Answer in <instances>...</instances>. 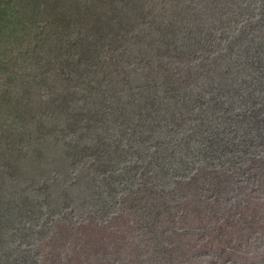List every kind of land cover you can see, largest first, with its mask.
Here are the masks:
<instances>
[{
	"label": "trees",
	"instance_id": "obj_1",
	"mask_svg": "<svg viewBox=\"0 0 264 264\" xmlns=\"http://www.w3.org/2000/svg\"><path fill=\"white\" fill-rule=\"evenodd\" d=\"M222 3L0 0V264H217L264 248V104L233 109L245 84L218 36H180L186 10L223 31ZM209 92L245 132L210 129Z\"/></svg>",
	"mask_w": 264,
	"mask_h": 264
},
{
	"label": "rangeland",
	"instance_id": "obj_2",
	"mask_svg": "<svg viewBox=\"0 0 264 264\" xmlns=\"http://www.w3.org/2000/svg\"><path fill=\"white\" fill-rule=\"evenodd\" d=\"M222 2L221 15L216 16L219 17L217 20L221 21L223 31L218 28L217 30L210 31L209 27L213 23V20H215L213 15H210V17L206 16L207 25L206 27H203L202 31H199L195 16L193 13H190L189 10H186L185 15L183 16V18L186 19V28L180 36L183 37L188 35V33H190L189 31L196 32L193 35L194 38L197 37L196 40L199 38L203 39L204 35H209L210 39L211 36H218L216 40V47H220V49L226 51L227 54H230L233 62L237 64V66L235 65L236 67L232 66L236 72L238 70L237 74L240 76V80L235 83L239 82V85L245 84L242 88H240L236 97H233L236 91L231 93V98H235L234 101L231 102L233 105L232 107H234L233 109L236 112L249 113L254 107L259 109V105L260 107H263L264 104V0H222ZM159 29L160 28H155L152 32L154 40H157L158 36L161 35ZM172 37V39H177L178 41L181 40V37L177 35H173ZM144 40L148 43L147 31L144 33ZM221 42L228 44V46L232 49V53H228L226 46ZM217 76L219 78V74H217ZM235 86L236 85H234L233 88H235ZM221 97L222 94L219 96H213L209 92L206 99L207 104H205L204 109L198 113H205L202 117L210 121V129L214 132L218 130L219 125L222 127L221 132H245V126L240 125V121H236V123L233 124V121L230 120L232 115L231 111H229V108H231L230 103H228L229 118H227L228 113L220 112L221 107L219 108V103L222 102ZM233 109L231 108V110ZM234 110L232 111L233 114ZM185 112H187V110H185ZM192 115L195 118L196 116L198 117L195 112H192ZM220 118L223 120L222 124V120ZM192 123L193 125H196V123ZM178 128L179 131L185 132L180 135L181 138H184L192 133V129L188 131V127L184 124V122H182ZM157 129L159 128L157 127ZM203 150L208 152L205 148H203ZM200 153L201 152H199L198 149H195L193 154H195L196 157H189L188 160H190V162L185 160L182 155H180V158L178 156L177 160L180 161L179 159H181L183 168L173 172L172 175L177 179H185L186 177L191 176L194 170H192L193 162L202 160L201 157L197 156L200 155ZM62 179L65 180L66 178L63 176ZM41 180L44 181L45 177L41 178ZM123 184H125V182ZM105 196L106 199L112 203L115 202L114 199H118V195L112 198V195L110 196L106 193ZM102 202H104V200ZM116 209H118V207ZM115 214L116 213H109V215L114 217ZM78 217L79 215L75 216V218ZM28 223L29 227H31L32 223L29 221ZM22 224L26 226L25 223ZM21 231L22 230H20V232ZM243 258L244 259H239L236 257V261L234 262H236V264H246L247 262V264H264V248L259 253L253 252L251 255L243 256ZM234 262L231 261L226 263L221 260H217V264H233Z\"/></svg>",
	"mask_w": 264,
	"mask_h": 264
}]
</instances>
